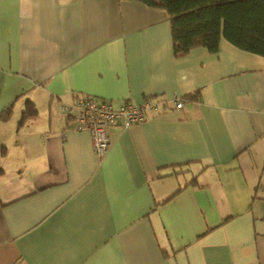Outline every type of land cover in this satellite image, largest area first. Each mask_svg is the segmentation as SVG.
<instances>
[{"label": "crops", "instance_id": "0c3cea01", "mask_svg": "<svg viewBox=\"0 0 264 264\" xmlns=\"http://www.w3.org/2000/svg\"><path fill=\"white\" fill-rule=\"evenodd\" d=\"M75 94L183 105L98 157ZM0 264H264V57L176 56L139 0H0Z\"/></svg>", "mask_w": 264, "mask_h": 264}, {"label": "trees", "instance_id": "16d2710c", "mask_svg": "<svg viewBox=\"0 0 264 264\" xmlns=\"http://www.w3.org/2000/svg\"><path fill=\"white\" fill-rule=\"evenodd\" d=\"M139 1L167 11L176 56L200 46L216 52L221 39H225L241 50L264 57V0ZM9 111L7 108L1 115L7 118ZM34 113V103L27 99L21 117Z\"/></svg>", "mask_w": 264, "mask_h": 264}, {"label": "built area", "instance_id": "2783aa9c", "mask_svg": "<svg viewBox=\"0 0 264 264\" xmlns=\"http://www.w3.org/2000/svg\"><path fill=\"white\" fill-rule=\"evenodd\" d=\"M168 103L180 108L183 105V99L180 96H174L170 100L145 97L139 103L125 102L115 107L105 99L91 95H78L71 102L62 104L61 108L76 120V129L90 133L94 153L102 157L109 145L106 128L110 123L116 122L126 128L142 121L147 112L158 111Z\"/></svg>", "mask_w": 264, "mask_h": 264}]
</instances>
